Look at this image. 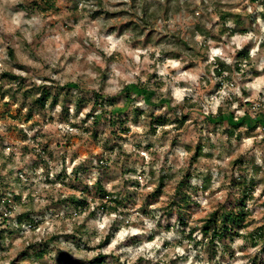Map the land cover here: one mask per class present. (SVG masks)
<instances>
[{"label": "rangeland", "instance_id": "obj_1", "mask_svg": "<svg viewBox=\"0 0 264 264\" xmlns=\"http://www.w3.org/2000/svg\"><path fill=\"white\" fill-rule=\"evenodd\" d=\"M32 1L0 0V73L20 76L23 84L19 89L0 78V194L6 187L24 206L33 199L42 222L22 237L14 234L0 264H28V258L19 261L21 252L30 254L32 245L54 234L62 243L32 264H85L99 253L105 264H249L260 246L234 235L214 248L198 240L203 220L236 196L242 181L252 186L251 214L238 234L264 225V1L54 0L46 12L34 10ZM222 14L239 30L231 38L218 36ZM242 48L249 60L237 72ZM8 50L15 62L7 59ZM216 59L232 71L218 77ZM148 81L151 92L138 88ZM67 84L76 86L70 100L88 101L77 112L71 101L66 113L59 107ZM38 86L61 95L53 107L34 109L26 122ZM125 87L130 102L123 98ZM92 92L110 103L103 112L120 113L124 125L112 127L99 109L93 125L86 117ZM185 99L191 106L183 109ZM180 107L187 115L182 126L173 124L171 113ZM150 115L167 121L150 125ZM238 124L243 127L229 137ZM246 126L255 127L246 132ZM198 146L201 154L193 160ZM182 181L191 199L185 226L170 208ZM97 182L124 201L121 215L98 207L91 194ZM82 198L87 207L76 213L73 202ZM19 203L0 229H13L12 219L30 209ZM111 225L117 232L103 245ZM72 236L86 246L77 247Z\"/></svg>", "mask_w": 264, "mask_h": 264}, {"label": "trees", "instance_id": "obj_2", "mask_svg": "<svg viewBox=\"0 0 264 264\" xmlns=\"http://www.w3.org/2000/svg\"><path fill=\"white\" fill-rule=\"evenodd\" d=\"M257 1L259 0H250L252 4H254ZM31 3L32 4L30 6L33 7L34 10H39L41 12L53 10L55 7L54 0H33ZM220 19H221L220 29H218L219 37L225 35L228 38H231L237 32H239L237 28L232 29L227 25V21L229 19L228 14H222ZM199 31H200V34L207 39H213V40L218 39V36L210 35L207 32L200 30V29ZM6 56L10 63L15 62L14 60L15 57L11 50H8V52L6 53ZM235 59H236L235 71L238 72L240 71L239 66H241L242 63L249 60V56H248L246 49L245 48L240 49L237 52ZM214 65H216L214 72L216 73L218 77H221L223 73H230L232 71L231 70L232 68L230 66L225 65L218 59L215 60ZM0 78L8 79L9 81L12 82V84H19V89L23 88L22 78L20 76H15L14 74H11L3 70L2 73H0ZM151 78L153 77L151 76ZM149 84H150L149 81L146 83L140 82L138 88H140L144 92L145 91L151 92ZM38 85H41V84L39 83ZM155 85H156L155 88L157 90L160 87V85L159 84H155ZM75 87H76L75 85L67 84L66 88L61 89L62 90L61 94L64 96H62L63 99H62V102H60L59 107L61 111H64L65 113L67 112V106H66L67 101H71V103H73L76 112L79 111L84 105L88 103V101L83 97L75 98L73 101L70 100L71 96L69 95H72L71 94L73 92L72 88L74 89ZM27 93H28L27 90L24 89L23 95L26 96ZM122 95L125 101L130 102L133 99L131 91L130 89H128V87H125L122 90ZM34 96H36V98L32 100L31 107L27 110L28 112L25 114V117H24V121L26 122L31 119L32 117L31 113L33 112L34 109H44L47 104L49 105L48 107H53L59 98L58 93L49 91V89L46 86H38L34 92ZM89 97H90V105L88 106V113L86 114V117L88 119L95 120L93 125H96L97 123L96 120L98 119L96 114H94L96 112V109H99L100 113L104 114L103 115L104 119H106L112 127L116 123H120V126L124 125L120 118L121 117L120 113L116 117V116H110L111 115L110 113L103 112L104 106L110 105V103L105 101V98L101 94L92 92V96H89ZM248 105H249V102L247 101L244 102V106H248ZM190 106L191 105L189 104V100H186V99L183 100V106H182L183 109L184 107L187 108ZM182 108L181 107L179 109L177 108V110H180V111L174 110L173 112H171L175 114L174 115L175 117L173 119V124H176L178 126H182L187 121V115L182 114ZM150 117H152L151 119L152 123L150 125L152 124L156 125L155 123H157L158 125L159 123H164L165 121H167L166 118L163 116L153 117L152 115H150ZM239 127H243V125L238 124L236 126H233L232 129L228 130L227 135L229 137H232L234 134V131L238 129ZM253 127L255 126H248L246 128V132H252L254 129ZM262 127H263L262 131L264 133V124ZM93 137L96 138V134H93ZM200 154H201V148L198 146L195 153L193 154V157H192L193 160H196V158H198ZM235 164H236V161H235ZM252 167L255 173L260 171V167H257L254 165H252ZM183 183H184L183 181L180 182L178 187L176 188V193L174 194V198L172 199L173 201L171 202L170 208L174 209L175 213H177L178 223H180V225L182 226H185L186 219L184 218V211L191 204V199L189 196L183 193L182 191ZM162 185L163 183L161 180L159 186L154 191L155 193L154 196H157L161 192L162 187H163ZM237 185H239L240 187H238L237 189V191L239 192L236 194V196H234L233 198H230L228 201H226L224 204L219 206L216 210L210 213L207 216V218L203 220V224L199 229L201 233V239L198 240V242L201 243L202 240L205 239L207 243V248L209 247L214 248L215 244L219 242L221 239H223L226 235L238 236V237H241L242 239L247 240L250 243V246L252 248L257 247V246L261 247L260 251L255 254V256L252 258L249 264H264V225L254 228L251 232L246 233V235L242 234L240 236L238 234V231L244 230L248 227L246 220L248 219L251 213H250L249 208H247V202L252 199V194H251L252 186H249L244 181L237 183ZM83 190L86 193L88 192L87 191L88 189L85 187L83 188ZM91 194L99 198L98 200L100 201V204L98 205V207H100L102 211L104 212L110 211L109 213H113L115 215L116 214L121 215V212L119 209L125 207L124 201L106 192V190L102 188L99 182L96 183V187L94 188L93 192L91 191ZM105 199L106 201H104ZM19 202H20V197L14 195L10 190L6 189L5 187L4 193L1 192L0 194V205L2 206L3 212H4L3 213L0 211V218H1L0 228L3 225H9L8 224L9 218H5L6 213L7 212L10 213L12 211L13 204L15 203L17 204ZM73 203L75 204V207L77 209L76 213H81L82 212L81 208L83 206L87 207L86 199H83V198L78 199ZM19 204L20 206H24L23 203H19ZM32 204H33V199H28L24 207L28 206L30 207V209L26 210L23 213H18L14 217V219H12V223L14 224L13 229H0V255L2 252H5L7 250L6 242L9 239H11V237L14 234H18L20 237H22L25 231L35 230L37 226L42 222V220L37 219L38 214L32 210L31 208ZM116 232H117V229L114 227V225H111L108 229L107 235L104 238V241L102 242V244L103 245L108 244L109 241L114 237ZM192 234H193V230H189L187 238L190 239V235ZM61 237H62L61 235L54 234V235H51L49 238H47V240H45L44 243L32 245L33 247H30L31 248L30 254L28 252L30 249L28 251L27 249L24 250L19 255L20 256L19 261H21L22 258L23 259L28 258L30 259V262L28 264H32L33 261L39 262V261L45 260V258H47L48 255L51 253L50 249L48 250V248L50 247V248L55 249L57 245H60V243H62ZM72 238H76L77 247H80L81 244L84 247L86 246V244L82 242L79 236L77 237L72 236ZM193 241H195V239H193ZM36 245H37V248L34 247ZM16 261L18 260H13L9 264H19L20 263V262L16 263ZM68 261L69 260L67 258V262ZM105 262H106V255L99 253L96 256V258H94V260L87 261L85 262V264H105ZM70 264H76V263L73 261H70Z\"/></svg>", "mask_w": 264, "mask_h": 264}]
</instances>
